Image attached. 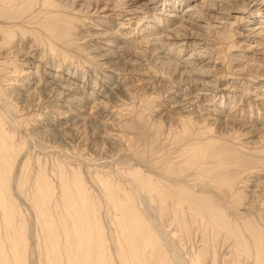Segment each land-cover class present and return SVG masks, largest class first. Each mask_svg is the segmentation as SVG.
I'll list each match as a JSON object with an SVG mask.
<instances>
[{"label": "bare ground", "instance_id": "bare-ground-1", "mask_svg": "<svg viewBox=\"0 0 264 264\" xmlns=\"http://www.w3.org/2000/svg\"><path fill=\"white\" fill-rule=\"evenodd\" d=\"M0 264H264V0H0Z\"/></svg>", "mask_w": 264, "mask_h": 264}, {"label": "rangeland", "instance_id": "rangeland-1", "mask_svg": "<svg viewBox=\"0 0 264 264\" xmlns=\"http://www.w3.org/2000/svg\"><path fill=\"white\" fill-rule=\"evenodd\" d=\"M236 48H237V46H236ZM114 103V102H113ZM121 103V102H120ZM153 110H149V112H151V113H153L152 112ZM148 112V113H149ZM132 117H133V114H131V116H126V117H124L122 120H121V125H120V137H119V139H124L125 137V139H127V138H129L133 143H137L136 145L137 146H142L143 148H145V147H147L146 145V143H148V141H149V139L147 138V134H149L148 132H147V134H145V135H141L142 134V132L143 131H141V127H139V125H137L136 123H134V122H131L132 121ZM126 121V122H125ZM129 123V122H131V124L129 125V126H127L126 128H125V124L124 123ZM133 124V125H132ZM163 127V126H162ZM123 128V129H122ZM125 128V129H124ZM128 128V129H127ZM87 129V130H86ZM89 129V127H86V128H84L83 130H84V134H86V136H88V137H86V138H88V139H86L88 142L86 143V145H85V151H90L92 148H91V146H92V144L94 143L93 141V138H91L92 136H90L91 134H90V130H88ZM163 129V128H162ZM147 131H149V128H148V126H147ZM88 132V133H87ZM125 132V133H124ZM161 133H162V131H161ZM160 133V134H161ZM123 137V138H122ZM144 138V139H143ZM146 140V141H145ZM90 141H91V143H90ZM137 141V142H136ZM161 142V141H160ZM138 143H140V144H138ZM71 144H72V146H75V147H80L81 146V144L75 139V138H72V140H71ZM80 144V145H79ZM142 144V145H141ZM144 144V145H143ZM163 144V143H162ZM112 161V160H111ZM114 161V160H113ZM114 162H116V160L114 161Z\"/></svg>", "mask_w": 264, "mask_h": 264}]
</instances>
